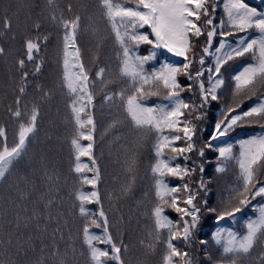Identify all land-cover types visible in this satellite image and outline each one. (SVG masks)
I'll list each match as a JSON object with an SVG mask.
<instances>
[{
	"label": "snow or ice",
	"instance_id": "snow-or-ice-1",
	"mask_svg": "<svg viewBox=\"0 0 264 264\" xmlns=\"http://www.w3.org/2000/svg\"><path fill=\"white\" fill-rule=\"evenodd\" d=\"M220 4L221 0H95V13L105 21L116 45V55L115 70L105 65L98 66L92 73L85 64L78 40L82 30L81 16L73 13L71 4L67 5V12L72 15L66 16L56 0H47L50 10L47 18L62 31L61 87L67 96L68 123L73 127L71 172L80 185L72 192V212L84 222L81 255L86 257L87 264H126L123 253L128 250L122 237L113 236L101 198V170L96 155L98 87L103 92L102 106L115 107L122 116L112 119L99 139L127 123L154 141L150 167L154 194L150 210L152 226L141 244L152 252L159 249V264H193L187 248L205 212L216 226L211 241L227 264H242L257 246L264 245V134L239 141L238 154L232 143H213L227 138L239 127L258 124L264 128V94L247 110H239L245 96H255L258 87L264 93V10L249 6L246 0H223L222 15L218 16ZM24 7L28 9L27 19L32 20L34 6ZM12 29V20L5 16L0 36H7ZM143 29L150 31H141ZM49 35L43 34L39 21L32 20V35L23 41L24 56L16 60L20 73L19 95L15 107H9V113L18 127L15 140L9 144L7 130L0 126V181L28 155L39 132L40 106L22 107L21 98L33 82L29 76L42 74V53ZM201 37L205 40L197 59L196 45ZM15 38L13 35L12 39ZM140 45L151 46L147 55L140 54ZM159 50L182 58V63L165 60L158 68L149 70L146 66L157 60ZM7 54L5 47L0 46V57ZM239 58H247L251 63L237 73H229L230 62ZM197 63L199 68L194 70L193 65ZM29 66L31 72L25 70ZM181 74L187 78V84L179 80ZM228 89L233 97L239 95L240 100H234L232 106L222 110L203 145L197 147L202 134L197 122L204 119L202 110L213 101H219ZM36 90L42 99L52 96L51 90L39 83H36ZM185 92L192 96L185 97ZM197 93L198 102L193 99ZM151 96H162L163 101L149 106L145 100ZM206 149L218 153L217 173L227 172L233 163L238 167L228 199L218 206H210L204 198L210 192L209 181L204 178ZM193 154L201 161L198 162ZM85 157L90 163L83 161ZM40 163L47 167L43 155ZM131 169L132 163L129 164ZM198 174L199 179H194ZM166 177L182 183L173 185ZM85 185L91 190L85 192ZM124 190L127 191L128 186ZM253 201L257 203L253 205ZM54 203L49 199L45 209H51ZM90 205H97V209L93 210ZM245 209L255 215L241 221ZM167 210L174 212L176 219L169 216ZM41 216L42 213L33 210L32 215L24 219L23 227L28 228L36 221L39 231ZM19 220L18 216L17 230L21 228ZM222 222L241 224L243 231L225 227ZM93 227L101 229L102 235L92 232ZM199 243L204 246L206 258L211 259L207 252L209 241L200 239ZM259 264H264V254L259 256Z\"/></svg>",
	"mask_w": 264,
	"mask_h": 264
},
{
	"label": "rangeland",
	"instance_id": "rangeland-1",
	"mask_svg": "<svg viewBox=\"0 0 264 264\" xmlns=\"http://www.w3.org/2000/svg\"><path fill=\"white\" fill-rule=\"evenodd\" d=\"M27 4L34 6L31 9L32 20L41 23L43 34L50 35L48 45L42 53L44 60L42 74L38 77L29 76V80L33 82L29 83L26 95L21 98L22 107L30 109L33 104L40 106L39 132L28 155L14 168L11 176L0 188V264H87L86 257L81 255L83 251L81 230L84 222L72 212L74 202L72 192L79 184L71 172L69 141L73 129L68 123L67 99L61 87L57 59L59 30L47 18L50 14L47 0H0V27L5 16L13 23L12 32L7 36H0V46L5 47L8 53L7 56L0 57V126L7 130L8 143H13L18 125L11 118L9 107H15V100L19 95L20 73L16 68V60L23 58V41L32 35V20L27 19L28 9L24 7ZM56 4L59 9L65 10L66 16L72 15L67 12V5L71 4L73 13L81 16L82 30L78 40L85 64L90 71L94 73L97 65H110L115 70V52L100 16L95 13V0H56ZM13 35L15 39H12ZM204 40L205 38L201 37L197 42V59ZM98 44L100 47H97ZM197 68L198 63L193 65L194 70ZM25 70L31 72V66ZM180 79L183 84L188 83L183 74ZM36 83L43 85L46 90H51L50 99L41 98L36 90ZM183 94L185 97L192 96L188 92ZM260 94L262 93L258 87L255 96L251 98L245 96L241 101L242 106ZM102 96L103 92L98 87L96 155L101 170L100 192L104 210L112 225L113 236L117 239L122 237L127 245L128 250L123 253L126 264H159V249L152 252L141 244L152 226L151 200L149 197L142 198L141 195L143 185L146 184L148 191L151 189L147 172L151 163L150 147L153 139L149 135L132 130L127 123L99 139L100 133L112 119L122 118L115 107L102 106ZM193 99H197L198 102V93ZM234 100L239 101L240 96L233 97L231 89H228L221 95L219 101H213L202 110L204 119L197 122L202 132L197 147L203 145L204 139L212 131L215 122L220 118V110L232 106ZM254 126L259 125L239 128L247 129ZM41 155L45 157L46 168L40 163ZM193 155L198 162L201 161L199 156ZM214 155L211 150H205L204 178L209 181L210 192L204 198L208 200L210 206H218L228 199L229 188L235 179V169H230L223 175L213 171ZM194 179L198 180L199 174ZM126 186L127 191L124 190ZM49 199L55 203L51 209H45ZM95 207L97 208V205ZM33 210L42 213L39 231L35 227L36 221L28 228L23 227L24 219L31 216ZM169 211L176 219V214ZM18 216L21 223L19 230L15 227ZM210 219L212 218L205 212L201 226L187 248L193 264H227L221 252L210 242L207 252L211 259L206 258L204 246L199 243L200 239L208 240ZM9 240L12 241L11 244L8 243ZM261 254H264V245L257 246L242 264H259Z\"/></svg>",
	"mask_w": 264,
	"mask_h": 264
},
{
	"label": "trees",
	"instance_id": "trees-1",
	"mask_svg": "<svg viewBox=\"0 0 264 264\" xmlns=\"http://www.w3.org/2000/svg\"><path fill=\"white\" fill-rule=\"evenodd\" d=\"M246 2L249 4V6H251V7H257L258 9H260V10H264V0H246ZM222 9H223V0H221V7H220V12H221V15H222ZM102 20V19H101ZM102 24H103V27H104V29H105V31H107L108 32V30H107V25H106V23H105V21L104 20H102ZM58 30H59V38H58V57H57V59H58V62H59V70H60V75H61V77H62V71H63V69H62V58H63V41H62V31H61V29H59L58 28ZM141 31H150V30H148V29H143V30H141ZM108 34H109V32H108ZM237 35H241V34H237ZM109 37H110V39H111V43H112V46H113V49H114V52H115V48H116V45L114 44V42H113V39H112V37L110 36V34H109ZM231 39V38H230ZM139 48H140V54L141 55H147L148 53H149V51H150V49H151V46L150 45H140L139 46ZM115 55H116V52H115ZM114 58H115V56H114ZM165 60H168L169 62H173V63H182V58H177V57H172L171 56V54H169V53H167L166 51H164V50H159V52H158V57H157V60H155V61H152V62H150L149 63V65H147L146 67H148L149 68V70L151 69V68H158L159 66H160V64L161 63H163ZM230 63H233L232 65H231V67H229L228 68V72L229 73H237V72H239V71H241L242 69H243V67L244 66H246L247 64H249V63H251V60H249V59H247V58H239L238 60H236V61H234V62H230ZM99 65H97L96 67H98ZM100 66H103V65H100ZM227 67V66H226ZM97 69V68H96ZM181 76L179 77V80L181 81ZM227 78H229V83H231V79H230V76L229 77H227ZM182 83V82H181ZM62 90H63V93H64V95H65V90L62 88ZM225 92V91H224ZM223 92V93H224ZM262 94H264V93H262ZM262 94H260V95H262ZM184 95V94H183ZM259 95V96H260ZM185 96V95H184ZM259 96H257V97H255V98H253V99H251V100H249L248 102H246L239 110L240 111H244V110H247L251 105H253L255 102H256V100H257V98L259 97ZM65 97H66V99H67V96L65 95ZM103 99V96H102V98H101V100ZM163 101V97L162 96H151V97H147L146 98V100H145V102L149 105V106H153V105H155V104H157V103H161ZM106 105V104H105ZM107 106H109V105H107ZM222 110L223 109H221L220 110V116H221V112H222ZM68 114H69V112H68ZM71 127H72V125H71ZM214 127V126H213ZM72 129H73V127H72ZM132 129V128H131ZM132 130H134V129H132ZM135 131V130H134ZM139 133V132H138ZM141 134V133H140ZM259 134H264V128H261L260 126H254V127H251V128H247V129H240V128H236L234 131H232L230 134H229V136L227 137V138H222L220 141H218V142H213L214 144H216V143H219V144H221V145H223L225 142H227V143H232V144H234L235 145V147H234V152H236L237 154L239 153V141H241V140H245V139H249V138H251L252 136H255V135H259ZM153 142L154 141H152V144H151V147H150V161H151V163H150V167H151V164L153 163V156H152V146H153ZM86 143V142H85ZM69 148H70V151H71V146H70V141H69ZM214 158H213V165H212V169H213V171L216 173V174H218V175H223V174H225V173H217L216 171H215V168H216V166H217V158H218V153H215L214 152ZM25 158V157H24ZM24 158H22L18 163H17V165L24 159ZM83 159V161L85 162V163H90V161H88L87 160V158L85 157V158H82ZM181 163H182V161H181ZM16 165V166H17ZM15 166V167H16ZM14 167V168H15ZM150 167H149V170H148V172H147V175H148V178H149V181L148 182H151V189L148 191L147 189H146V184L145 185H143L144 187V189H143V191H142V198H145V197H149L150 198V200H151V205H150V208H152L153 207V203H154V194H153V190H152V178H151V175H150ZM14 168L11 170V173L10 174H7L6 175V179L5 180H3V181H0V188L3 186V184L7 181V179L11 176V174H12V171L14 170ZM230 169H235V177L234 178H236V173L238 172V167L233 163L232 164V166L231 167H229L228 168V171L230 170ZM227 171V172H228ZM165 179H167L171 184H173V185H176V184H180V182L179 181H177V179H174V178H171V177H166ZM234 181H235V179H234ZM234 183V182H233ZM233 183H232V185H233ZM231 185V186H232ZM230 186V187H231ZM80 187V185L78 186V188ZM83 190L85 191V192H87V191H90L91 189L89 188V186H87V185H85V186H83ZM149 194V195H148ZM257 203V201H253V205H255ZM90 208H92L93 210H96L97 208L95 207V205H90L89 206ZM151 210V209H150ZM167 214L169 215V216H171L173 219H175L174 218V215H173V213H171L169 210H167ZM255 215V213H252L249 209H245V212H244V214H242V216L240 217V219H241V221L243 220V219H246L247 217H249V216H254ZM151 220V219H150ZM151 224H152V222H151ZM222 224H223V226H225V227H234V228H237V229H239V230H241V231H243V228H242V225L241 224H238V225H230V224H225L224 222H222ZM208 227H209V232L207 233V238H208V240H209V242L214 246V247H216V245L211 241V234H212V232H214L215 231V224H214V221L212 220V219H210V223H209V225H208ZM91 231L92 232H94L95 234H97V235H102V231H101V229H97V228H95V227H93L92 229H91ZM81 241H82V237H81ZM82 243V242H81ZM99 247H105V245H98ZM217 248V247H216Z\"/></svg>",
	"mask_w": 264,
	"mask_h": 264
}]
</instances>
